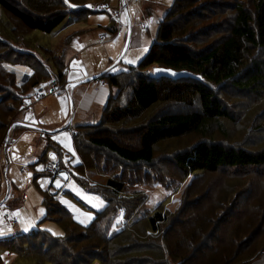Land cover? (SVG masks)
<instances>
[{"label": "trees", "instance_id": "16d2710c", "mask_svg": "<svg viewBox=\"0 0 264 264\" xmlns=\"http://www.w3.org/2000/svg\"><path fill=\"white\" fill-rule=\"evenodd\" d=\"M93 1L0 0V145L24 105L25 100L17 94L19 89L30 95L51 81L63 87L67 84V50L58 62L46 55L47 48L28 42L27 35L51 33L71 13L85 12ZM79 7L83 10L74 9ZM23 59L30 61L26 66L33 75L19 87L3 64L14 65ZM155 67L188 71L199 75L200 80L156 77L152 73ZM127 73L130 79L125 99L119 98L120 90L115 101L111 97L107 108L110 104L114 107L104 120L68 127L81 160L75 178L111 204L114 199L108 192L120 196L127 191L130 181L124 180L126 175L120 170L124 166L133 170L135 189L151 181L179 186L182 182L177 175L159 174L153 167L158 154L162 159L168 157L184 181L189 179L180 207L167 213L156 210L108 238L75 222L57 195H45L46 219L56 216L65 234L54 237L37 231L0 240V245L13 251L11 248L24 239L34 245L31 241L42 233L48 246L47 253H42L48 256L38 257L36 264H85L89 259L101 264H253L259 260L264 254V0H174L158 22L156 37L144 59L129 70L105 75L111 91L121 86ZM224 86L257 99L248 104L245 98L237 97L243 107L250 106L247 113L257 110L246 136L259 137L243 140L245 144L239 147L208 139V124L232 118L224 106V90H220ZM27 102H32V111L37 101ZM161 103L165 106L161 113L151 116L146 124L130 128L137 137L133 144L125 145L123 126L138 121ZM188 135L198 137L192 148L172 153L164 148ZM47 138L62 153L60 145ZM99 165L115 174L96 186L97 180L87 181V173ZM226 177L231 178L229 185L235 189L231 199L236 197V204L230 205V194L225 193L227 185L221 178Z\"/></svg>", "mask_w": 264, "mask_h": 264}, {"label": "rangeland", "instance_id": "374dc122", "mask_svg": "<svg viewBox=\"0 0 264 264\" xmlns=\"http://www.w3.org/2000/svg\"><path fill=\"white\" fill-rule=\"evenodd\" d=\"M128 1L94 0L85 7V12L71 13L51 33L31 32L26 39L39 48H43V46L47 48L45 50L46 55L50 58L55 57L58 62L62 61L60 57L67 50L65 54L67 69L65 72L69 82L90 75L89 78L93 77L92 79L97 86L110 88L107 77L122 70H129V66H136L144 59L156 37L158 22L160 21L155 9L144 11V13L148 12L144 16L138 4H128ZM74 9L80 10L82 7ZM127 11L130 15V22L127 21ZM111 28H114L116 32L112 31ZM39 50L42 51L43 49ZM128 61H132V63H128ZM17 62L14 65L8 63L3 65L7 71L14 74L18 86L22 87L33 75V70L26 66L29 64V60L23 59ZM18 66L24 69L21 77L12 71V69L17 68L16 70L22 72V69H18ZM52 69L56 72L53 66ZM104 72H106L107 77L105 75L101 76ZM152 73L155 75L154 70H152ZM196 76L197 79L193 78V80H200L199 75ZM129 79L127 73L125 78L121 79L122 82L119 88H114L113 91L110 88L108 99L110 100L112 97L115 101V96L119 90L122 93L119 98L121 100L125 99ZM92 83H81L75 88L70 86L68 82L65 87L52 83V81L43 85L41 89L50 88V91L53 89L56 93H60L58 96H53V93L51 95L46 94L44 90L45 95L33 105V114L27 115V119L33 122L37 128L45 130L44 132L30 128L19 129L18 125H14L19 122L22 117L20 115L25 112V108L21 107V112L15 115L8 134H6V139L0 145V150L3 152V148L6 147L9 154L6 157L4 152H1L0 231L5 234L0 235V240L11 239L14 236L24 234L31 235L37 231L38 233L45 231L54 237H62L65 231L63 225L56 221L57 217L51 216L46 219V208L43 204L45 195L52 198H54L53 195H57L59 203L70 212L75 222L84 227L92 228L95 232L108 238L121 229L134 224L139 219L147 218L156 210L167 213L180 207L185 197L183 196V190L188 185L189 179L184 181L183 175L175 170L172 163L167 161L168 157L162 159L158 154L153 167L158 169L159 174L164 172L170 176L171 174L177 175L178 179L181 180L180 182H182L179 186L166 187L163 184L151 181V184L139 186L135 189L137 185H134L136 177L132 174L133 170L131 167L124 166V168H120L124 171L123 174L126 175L124 180L131 183L129 182L127 191L120 196H114L112 192H108V195L114 199L111 204L101 195L89 192L75 178L76 168L81 164V160L75 150L73 131L67 125L71 124L70 128H72L75 125L99 123L104 120L103 116L106 115V112L114 106L110 104L107 108L109 100L105 102L107 99L105 97L101 105L93 104L83 110L79 108L78 101H76L75 110L73 111L71 101H63L60 96L65 94V90L69 86L70 90L73 88L75 98L81 97L84 93L86 94L85 91L89 89V85ZM134 85L135 83H131V86ZM38 90L40 89H37L36 92ZM220 90H224L222 94L224 106L228 108L232 118L217 120L208 124L206 128L209 131H207L209 134L208 139L215 142L220 141L230 147H239L245 144L243 140L259 138L257 135V137H254L255 135L246 136L257 110L254 109L247 113L250 106L245 105L243 107L241 100L237 98L241 96L245 98L248 104H253L257 100L254 98L255 96L240 95L227 86L220 88ZM22 91L19 89L17 94L25 100L22 103L26 104L35 91L30 95H26ZM67 95L66 91L64 96ZM99 98L102 97L99 96ZM127 99H129V93ZM117 103H119L118 100ZM258 104H260V101ZM164 108L165 106L162 103L158 104L152 111L143 114L138 121L129 122L123 126L124 131L120 136L125 141V145L133 144L134 139L137 137V134L132 133L134 131H131L130 128L146 124L151 116L158 115ZM242 115L245 116L243 120L240 118ZM47 132H50V134ZM47 136L60 145L62 153L57 151L54 145H51L52 142L47 141ZM197 138L195 135H188L179 141H173L171 144L165 145L164 148H168L171 153L177 149H189L196 143ZM106 156L104 155L107 159ZM41 157H44L45 160L41 161ZM50 161H56L60 164V167L62 166L56 176L46 172V164ZM109 161L111 163L109 165L113 166V160L109 158ZM98 167L99 169L88 171L87 181H91L90 179L97 180L99 184L96 186H101L115 172L113 174L110 169L103 170L100 165ZM141 171L145 174L144 170ZM247 172L250 176L252 175L251 171L247 170ZM143 174H141V177ZM221 180L227 185L225 193L230 194L228 199L230 205L232 203L236 204V197L231 199V195H235L233 193L235 189L229 185L231 178L226 177L221 178ZM252 180L256 181L255 178ZM57 182H59V187H57ZM65 201L68 203H65ZM7 213H11L16 217V225L11 226L6 222L4 216ZM17 213L19 215H16ZM25 227L28 228L27 231H24ZM42 236L41 233V237L31 241L34 245L28 244L26 239L19 241L16 247L11 248L13 251L0 245L3 264H36L34 261L38 260V257H47L48 254L42 253L48 251V246L47 244L44 245L45 240L43 241ZM25 244H27L26 247ZM14 251H17V253ZM21 255H28L30 259ZM44 264L54 263L48 261ZM85 264H101V262L89 259ZM106 264H110V262Z\"/></svg>", "mask_w": 264, "mask_h": 264}, {"label": "crops", "instance_id": "0c3cea01", "mask_svg": "<svg viewBox=\"0 0 264 264\" xmlns=\"http://www.w3.org/2000/svg\"><path fill=\"white\" fill-rule=\"evenodd\" d=\"M130 3H136V4H138L140 6L141 10L143 11V13H144V11L155 9L156 12H157L158 19H161L165 15L166 10L172 5L173 0H129L128 1V4H130ZM128 4H127V7H128ZM146 13H148V12H145L144 13V16H146ZM128 14L129 13L127 11V16H128L127 17V21L130 22V17H129L130 15H128ZM111 30L112 31H115L114 28H111ZM120 51H122V50H120ZM16 69L15 68L13 69L14 70V73L16 72L18 74V76L21 77L24 69L21 68V67L18 68V69H22V72H19ZM89 76L90 75H88V76L87 75L86 76H82L81 79H76V80L70 81V82L67 79L68 84L70 86H74L73 88H75L77 85H79L81 83H85V82L86 83H91V82H93L92 84L89 85V89L87 91H85L86 94L85 93H84L85 95L83 94L84 96L82 95L80 97V96L77 95V93H75L78 96V97L75 98V95H73V88H72V90H70L69 86L67 87V90H65V94H66V91H67L68 95L67 96H64L65 95L64 94V95L60 96V99L63 100V101H71V104H72L71 107L73 108L72 109L73 111L75 110L76 101H78L79 108L81 110H83L85 108L87 109L88 106L93 105V104H100L101 105L102 100L105 97H107V99L105 100V102L109 100L108 99L109 98L108 96H109V93H110V88L105 87V86H103V87L97 86L96 83L93 80H91L93 77L92 78H89ZM46 91H47V93H49L50 88H46ZM99 96L102 97V98L100 99ZM34 103H33V105H34ZM21 114L22 115H20V116H22V117L19 119V122H18L19 123L18 124V126H19L18 128L19 129H21V128L22 129L30 128V129H33V130L35 129L36 131H40V132H44L45 131V130H42L40 128H37L33 124V122H31V121H29L27 119V115L28 114H31V115L33 114V108H32L31 113H25L24 112V113H21ZM70 125L71 124H68L67 126H70ZM47 133L50 134V132H47ZM1 152L2 151L0 150V167H2V163H1V160H2L1 157L2 156H1V154L4 152L5 156L6 155L9 156L8 152L6 151V147H4L3 148V152L2 153ZM253 264H264V254H263V256L259 260H257Z\"/></svg>", "mask_w": 264, "mask_h": 264}, {"label": "built area", "instance_id": "2783aa9c", "mask_svg": "<svg viewBox=\"0 0 264 264\" xmlns=\"http://www.w3.org/2000/svg\"><path fill=\"white\" fill-rule=\"evenodd\" d=\"M103 84V82H101ZM58 91V90H57ZM44 90L43 89H40L38 90L32 97H31V100L33 101H38L42 98L43 95H45V92L43 94ZM52 93L56 96H58L59 94L56 93L54 90H52ZM31 105L32 103L31 102H27L26 104L23 105V109L25 108V112L26 113H30L31 112ZM7 143V142H6ZM61 169L60 167V164L56 161H50V162H47L46 164V172L48 174H52V175H55L57 174V172H59ZM5 220L6 222H8L9 225L13 226V225H16L17 224V220H16V217L13 216L11 213H7L5 214Z\"/></svg>", "mask_w": 264, "mask_h": 264}, {"label": "water", "instance_id": "95a60500", "mask_svg": "<svg viewBox=\"0 0 264 264\" xmlns=\"http://www.w3.org/2000/svg\"><path fill=\"white\" fill-rule=\"evenodd\" d=\"M155 70H162V71H155ZM12 71L14 72L13 69H12ZM106 72L102 73L101 76H104L106 74ZM154 72H155L156 77L168 78V79H172V80H180L182 78H192V79L195 78V79H197L196 75H194L188 71H175L173 69L155 67ZM172 73H175V75H173ZM91 80H93V79H91ZM18 124L19 123L14 124V125H18Z\"/></svg>", "mask_w": 264, "mask_h": 264}, {"label": "snow or ice", "instance_id": "6c2138e0", "mask_svg": "<svg viewBox=\"0 0 264 264\" xmlns=\"http://www.w3.org/2000/svg\"><path fill=\"white\" fill-rule=\"evenodd\" d=\"M64 2L65 3H67V0H64ZM71 6V5H70ZM145 51H146V49H145ZM128 63H132V61H128ZM155 71H162V70H155ZM173 75H175V73H172ZM57 187H59V182H57ZM96 199H98V198H96ZM65 203H68V202H66L65 201ZM95 206V205H94ZM16 215H19V213H17ZM28 230V228L27 227H25L24 228V231H27ZM9 231H11V229H9ZM49 231H51L50 229H49ZM5 233H3L2 231H0V235H4ZM53 234H55V233H53Z\"/></svg>", "mask_w": 264, "mask_h": 264}]
</instances>
